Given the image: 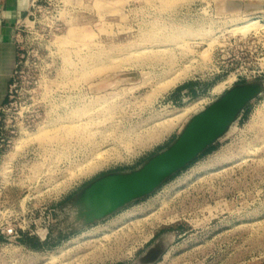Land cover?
Wrapping results in <instances>:
<instances>
[{"label":"rangeland","instance_id":"1","mask_svg":"<svg viewBox=\"0 0 264 264\" xmlns=\"http://www.w3.org/2000/svg\"><path fill=\"white\" fill-rule=\"evenodd\" d=\"M34 5L0 106V264H264V0ZM247 85L228 130L151 193L94 220L78 208Z\"/></svg>","mask_w":264,"mask_h":264},{"label":"water","instance_id":"2","mask_svg":"<svg viewBox=\"0 0 264 264\" xmlns=\"http://www.w3.org/2000/svg\"><path fill=\"white\" fill-rule=\"evenodd\" d=\"M258 91L257 85L231 89L204 112L194 116L177 140L164 152L151 158L139 171L127 176L109 175L95 181L85 192L98 205V213L105 216L151 193L167 177L210 146L224 131L230 119Z\"/></svg>","mask_w":264,"mask_h":264},{"label":"crops","instance_id":"3","mask_svg":"<svg viewBox=\"0 0 264 264\" xmlns=\"http://www.w3.org/2000/svg\"><path fill=\"white\" fill-rule=\"evenodd\" d=\"M26 12L27 0H0V106L5 101L7 81L17 56L12 33Z\"/></svg>","mask_w":264,"mask_h":264},{"label":"bare ground","instance_id":"4","mask_svg":"<svg viewBox=\"0 0 264 264\" xmlns=\"http://www.w3.org/2000/svg\"><path fill=\"white\" fill-rule=\"evenodd\" d=\"M255 24V22H251L248 23L247 25H244L242 27H237L235 28L233 31H243L245 29H247L248 27H251ZM234 33V32H233ZM246 33V31H245ZM230 91V90H229ZM209 108V107H208ZM204 112V111H203ZM237 114V113H236ZM236 114L230 119V121L228 122L227 126L225 127L224 131L221 133V135H219L215 141L217 139H219L227 130L228 128L231 126V124L234 122V119L236 117ZM214 141V142H215ZM213 144V143H212ZM211 145V144H210ZM83 194V193H82ZM80 200H78L77 205L78 208H80L81 210L85 211L86 216L90 219V220H94V219H98L101 216L100 213H98V205L96 204V202L89 196L87 195V192H85L81 197H79ZM80 211V210H79ZM115 211V210H114ZM113 211V212H114ZM169 244V239L168 236L164 235L162 236L157 242L156 244H154V246L149 250V255L147 258L145 259V263H147L148 261H151L153 259H155L161 252H163L165 250V248L167 247V245Z\"/></svg>","mask_w":264,"mask_h":264},{"label":"built area","instance_id":"5","mask_svg":"<svg viewBox=\"0 0 264 264\" xmlns=\"http://www.w3.org/2000/svg\"><path fill=\"white\" fill-rule=\"evenodd\" d=\"M38 2V0H32L30 3H29V10L30 9H33V8H35V3H37ZM29 16H31V13L30 12H28V15H27V17H29ZM2 147V145H0V148Z\"/></svg>","mask_w":264,"mask_h":264}]
</instances>
